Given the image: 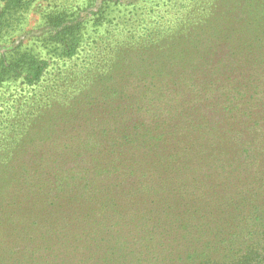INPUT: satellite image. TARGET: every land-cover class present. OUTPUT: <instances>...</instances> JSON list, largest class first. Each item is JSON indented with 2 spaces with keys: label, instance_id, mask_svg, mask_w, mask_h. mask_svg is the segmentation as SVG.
Here are the masks:
<instances>
[{
  "label": "rangeland",
  "instance_id": "obj_1",
  "mask_svg": "<svg viewBox=\"0 0 264 264\" xmlns=\"http://www.w3.org/2000/svg\"><path fill=\"white\" fill-rule=\"evenodd\" d=\"M10 2L0 264H195L264 199V0Z\"/></svg>",
  "mask_w": 264,
  "mask_h": 264
},
{
  "label": "trees",
  "instance_id": "obj_2",
  "mask_svg": "<svg viewBox=\"0 0 264 264\" xmlns=\"http://www.w3.org/2000/svg\"><path fill=\"white\" fill-rule=\"evenodd\" d=\"M21 2L11 0L10 3L17 5ZM261 197L254 199L249 210L225 214L222 220L215 222L220 226L218 231L222 238L219 244L207 242L201 246L198 240L192 244L193 250L187 251L189 254L184 259L195 260V264H264V199ZM192 213L194 215H185L195 219L197 213ZM191 218L188 220L190 223ZM233 220L235 222L231 223ZM206 239L208 241L209 237Z\"/></svg>",
  "mask_w": 264,
  "mask_h": 264
}]
</instances>
